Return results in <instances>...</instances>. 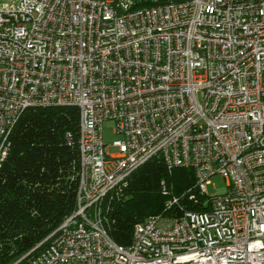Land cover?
<instances>
[{
	"label": "built area",
	"instance_id": "2783aa9c",
	"mask_svg": "<svg viewBox=\"0 0 264 264\" xmlns=\"http://www.w3.org/2000/svg\"><path fill=\"white\" fill-rule=\"evenodd\" d=\"M49 106L80 110L76 206L11 264H264V0H0V166L23 113ZM155 157L196 192L162 180L164 210L118 243L105 204Z\"/></svg>",
	"mask_w": 264,
	"mask_h": 264
},
{
	"label": "trees",
	"instance_id": "16d2710c",
	"mask_svg": "<svg viewBox=\"0 0 264 264\" xmlns=\"http://www.w3.org/2000/svg\"><path fill=\"white\" fill-rule=\"evenodd\" d=\"M79 121L80 110L75 106L31 107L13 129L8 157L0 166V264H11L43 242L32 254L38 252L75 209L80 181ZM68 131L73 144L65 140ZM162 180L173 194L181 196L189 188L196 192L191 168L170 171L158 157L150 159L105 204L108 230L118 243L129 244L137 222L164 210L168 197L161 191ZM203 200L198 196L194 202L186 195L181 204L204 210L209 206Z\"/></svg>",
	"mask_w": 264,
	"mask_h": 264
},
{
	"label": "rangeland",
	"instance_id": "374dc122",
	"mask_svg": "<svg viewBox=\"0 0 264 264\" xmlns=\"http://www.w3.org/2000/svg\"><path fill=\"white\" fill-rule=\"evenodd\" d=\"M117 128V123L114 119H108L103 124V135L104 141L106 143L107 149L110 152H114L116 150L115 147L112 146V142L121 137V134L117 133L115 130ZM226 186L225 178L217 174L212 177V183L207 185V190L210 194H214L217 190H220Z\"/></svg>",
	"mask_w": 264,
	"mask_h": 264
}]
</instances>
